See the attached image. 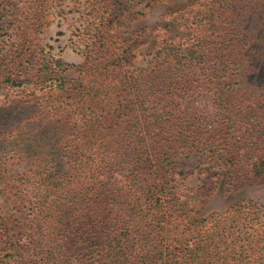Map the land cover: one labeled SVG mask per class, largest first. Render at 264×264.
I'll use <instances>...</instances> for the list:
<instances>
[{"label": "trees", "instance_id": "trees-1", "mask_svg": "<svg viewBox=\"0 0 264 264\" xmlns=\"http://www.w3.org/2000/svg\"><path fill=\"white\" fill-rule=\"evenodd\" d=\"M142 1L85 0L94 26L75 77L49 57L15 80L0 49V264H264V213L248 200L193 217L192 170L176 165L194 154L222 194L264 178V61L246 78L248 47L233 44L250 8L186 0L148 32L116 29ZM17 2L10 35L29 42L47 0Z\"/></svg>", "mask_w": 264, "mask_h": 264}, {"label": "rangeland", "instance_id": "rangeland-1", "mask_svg": "<svg viewBox=\"0 0 264 264\" xmlns=\"http://www.w3.org/2000/svg\"><path fill=\"white\" fill-rule=\"evenodd\" d=\"M17 1L0 0V49L14 57L13 67L18 69V71L17 69L14 70V79L20 80L25 76L26 73L21 70L24 69L28 61L31 62L40 58L48 59L49 57L60 63L68 64L64 72L65 77L77 76L78 66L82 60L81 45L87 38L85 33L87 29L90 31L94 26L90 22L92 16L89 13L84 14L89 7L87 2L85 0H47L46 3L41 2V9L45 8V15L43 11L42 14L32 19L35 25L38 24L34 32H25L28 37L34 36V38L29 42L18 43L10 35L15 25L12 18L18 14V12H14L15 9L11 3ZM20 1L22 0L17 3H20ZM185 1L152 0L147 4H144V1L138 2L133 7L132 11L134 12L132 14L128 13L119 17V24L116 29L136 30L140 28L144 32H148L153 28L160 10L166 7H178ZM243 3L250 8L247 11L248 14L244 16L247 19L243 22V26L248 28L237 34V40L239 39V41L235 40L236 42L233 41V44L240 43L242 49L248 47L250 61L246 62V58L242 61V67L246 69L245 75L247 78L263 67L264 39L254 40V38L257 34L262 37L261 35L264 32V0L248 1V3L237 1V5L241 6ZM244 5L241 7H244ZM136 9H140L141 14L135 13ZM238 10L242 9L239 8ZM43 19L48 20L47 25H43ZM166 22L171 29H177L178 21L176 19L168 18ZM37 30H40V32ZM57 30L62 31V34H57ZM156 43L152 37L147 42L140 43L133 50L132 63L134 65L145 64L149 57L146 50L149 46L154 47ZM26 45H28V48H24ZM168 46V44L165 45V47ZM187 100L185 99L182 102V106ZM193 102L203 106L201 97L193 99ZM195 158V155L190 153L185 156L181 155L176 159L178 168L192 170L182 180V184L184 193H186L184 200L187 205L192 206L194 210L193 217H201L214 211L220 212L231 204L248 200L254 202L259 211L264 213V178L257 181H246L241 188L233 193L222 194L211 179H205L206 174L196 172L194 168ZM5 207L6 201L0 192V212H3Z\"/></svg>", "mask_w": 264, "mask_h": 264}]
</instances>
